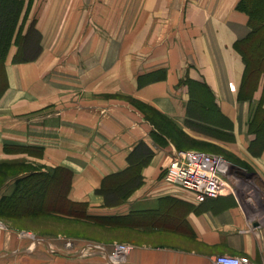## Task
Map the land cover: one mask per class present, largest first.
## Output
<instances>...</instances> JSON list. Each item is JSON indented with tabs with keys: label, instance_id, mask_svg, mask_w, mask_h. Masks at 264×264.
Masks as SVG:
<instances>
[{
	"label": "crops",
	"instance_id": "1",
	"mask_svg": "<svg viewBox=\"0 0 264 264\" xmlns=\"http://www.w3.org/2000/svg\"><path fill=\"white\" fill-rule=\"evenodd\" d=\"M132 1L140 26L122 27L126 16L105 15L100 0H33L39 55L17 62L9 47L0 65V163L69 171L65 200L86 203L81 225L98 237H75L68 249L60 232L3 221L0 264H108L115 242L132 246L122 264H214L219 254L264 264V74L241 96L245 64L234 47L249 32L248 15L239 0ZM204 144L243 164L234 162L258 195L240 186L199 202L163 179L178 150ZM131 163L129 185L107 199L103 180Z\"/></svg>",
	"mask_w": 264,
	"mask_h": 264
},
{
	"label": "rangeland",
	"instance_id": "2",
	"mask_svg": "<svg viewBox=\"0 0 264 264\" xmlns=\"http://www.w3.org/2000/svg\"><path fill=\"white\" fill-rule=\"evenodd\" d=\"M22 1V4L19 2L16 5V3L14 2H1L0 0V28H2L3 26L5 27L4 31H1V36L7 37V33L11 29V21H16L17 25L14 32L16 40H13L12 43L17 46V50L20 49V51L23 52V56L21 58H27V60L35 59L40 53V47L38 45L39 33H37L35 29L36 20L31 15L32 8L35 6H32L33 0ZM94 1L97 0H91V6L96 3ZM100 1L101 5H104L102 8L104 9L103 11L105 12V15L108 16V13H110V15L112 14L111 16H113L114 11V14L116 15H120L122 13V18L124 17V15L126 16L124 17L126 18V23L124 22V20H122V27H127V25H129L127 21L131 22L132 25L136 23H138L139 25L141 23V18L135 19L134 16L131 15V11L134 10L135 7L132 0H119L121 2L119 4H121L122 8L119 7V4L118 7H113V0ZM140 1L142 0H139V2ZM138 5V10H142V4L139 3ZM129 15H131L132 18H130ZM117 26H119V24H117ZM141 26H144V23ZM22 34L24 35L21 36ZM12 43L9 45V47L12 45ZM196 98L198 99V97H195V99ZM127 100L129 102H132L135 107L139 108L143 112V114L147 112L148 116L150 118H154L157 122H159L161 126H165V128L167 127L172 131L176 130L168 120L158 115L152 109L146 107L142 102H133L134 100L131 101L130 99ZM260 122H262V124L264 123V117H261L259 123ZM253 128L258 133L259 130H257L256 125ZM195 149L222 156L231 165L232 174L231 176H229L230 179L234 182L236 181L242 188L245 187L246 189H248L252 195H258V189L255 188L253 183L250 182L251 179L245 175L243 169L234 165V162L237 164H239V162L234 160V158L231 157V155L227 153L224 148L215 145L204 144L200 148ZM134 161L135 159H133L132 163H134ZM239 165L243 168V164ZM35 169L37 168L33 167L31 163H28L24 159H15L12 161H4L0 163V194L5 185L10 187V183L24 172L31 171L29 175H31L32 177V186L30 190L25 193L24 196L20 199H15L14 202L17 203L16 207H13L12 210H6L3 209L2 206L0 207V225H2L3 221H6L20 227H29L35 230L54 233L60 232L62 233V235H58V237L61 238L63 242L67 240L73 242V245H75L73 240V238L75 237H98V234L96 232H90L81 225L82 217L77 216L76 218L71 219L65 217V215L71 216L75 214L80 216L81 214H77L74 212L80 213L82 211V206H68V204L64 200L63 194L65 193L67 187L68 175L63 170H58L51 178L43 179V175H39L42 171H36ZM56 169L57 168L53 169L52 172H54V170ZM131 171L133 172V170ZM131 175L133 176V173H131ZM52 180L53 185L51 183ZM120 181H126V179L123 177L122 179L113 182L109 179L104 189L105 193L107 192V190L108 192H110L115 187L119 191L124 189L127 184L123 188H118V183ZM32 182H34V185ZM2 196H4V194H2L0 198ZM105 196L107 197V199L115 198L114 195L108 193L105 194ZM16 197H18V195H16ZM65 235H67V237ZM116 243L117 242H115L114 244ZM114 244L112 245V247L114 246Z\"/></svg>",
	"mask_w": 264,
	"mask_h": 264
},
{
	"label": "built area",
	"instance_id": "3",
	"mask_svg": "<svg viewBox=\"0 0 264 264\" xmlns=\"http://www.w3.org/2000/svg\"><path fill=\"white\" fill-rule=\"evenodd\" d=\"M231 165L222 156L200 150L177 151L164 172L163 179L173 185L194 193L197 201L216 198L227 194L238 193L239 184L230 179ZM68 249L74 247L73 242L64 241ZM102 249V246L93 245ZM132 249L127 243H116L107 253L108 264H122L125 256ZM214 264H251L246 256H231L219 254L214 258Z\"/></svg>",
	"mask_w": 264,
	"mask_h": 264
},
{
	"label": "trees",
	"instance_id": "4",
	"mask_svg": "<svg viewBox=\"0 0 264 264\" xmlns=\"http://www.w3.org/2000/svg\"><path fill=\"white\" fill-rule=\"evenodd\" d=\"M3 1L14 2L16 3V5L19 2L21 4L23 2L22 0H1V2ZM236 9L243 11L248 15V26H249V32L247 33V35L239 40H236L234 43L235 49L241 54L243 62L245 64L243 80L240 89L241 91L240 95L242 96V90L244 89V87L247 88L249 85H252V83H255L257 81V79L261 74H264V0H239L236 4ZM16 25H17L16 21L15 22L11 21V29L7 33V37L1 36V31L3 32L5 27L3 26L2 28H0L1 29L0 30V52H1L0 62L1 63L6 56L9 45L13 42V40L14 41L16 40L14 33ZM23 35L24 34H22L21 36ZM22 53L23 52L20 51V49H18L13 57V60L17 62L27 60V58H21L23 56ZM136 168H137L136 164L131 163L129 164L127 169H125L123 172L106 177L103 180L102 186L99 189V191H101V193L104 194L105 193L104 189L109 179L112 182L118 181L123 178L124 176L123 174H127L131 170L134 171ZM58 170H63L69 177L70 172L61 168H57L56 170H54V172H52V174L41 172L39 175H43V179L51 178L53 175H55L56 171ZM31 178H32L31 175L17 178L15 180V190L10 195H4L0 198V207L2 206V208L6 210H12L13 207H16L17 203L14 202L15 199L17 200L20 199L21 197L24 196L25 193H27L30 190L32 186ZM32 183L34 185V182ZM51 183L53 185V180ZM129 183H130L129 180L120 181L118 183V188H123L125 187L126 184L127 187ZM106 193H108V190ZM16 195H18V197H16ZM63 197L65 200L64 194ZM65 201L68 204V206L69 205L82 206V211L80 213L78 212H74V213L81 214L80 216L75 214L76 217L83 216L86 203L70 202L67 200Z\"/></svg>",
	"mask_w": 264,
	"mask_h": 264
}]
</instances>
